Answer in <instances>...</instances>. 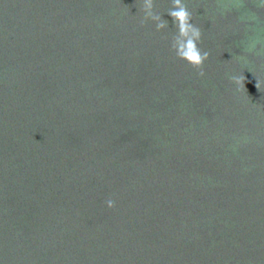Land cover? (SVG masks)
<instances>
[{"label":"water","instance_id":"1","mask_svg":"<svg viewBox=\"0 0 264 264\" xmlns=\"http://www.w3.org/2000/svg\"><path fill=\"white\" fill-rule=\"evenodd\" d=\"M182 2L200 70L172 0H0V264H264V0Z\"/></svg>","mask_w":264,"mask_h":264},{"label":"clouds","instance_id":"2","mask_svg":"<svg viewBox=\"0 0 264 264\" xmlns=\"http://www.w3.org/2000/svg\"><path fill=\"white\" fill-rule=\"evenodd\" d=\"M153 7L154 0H144L146 16L157 21L156 28L159 31L166 27V21H163L159 14L153 13ZM167 14L172 18L173 23L177 28V34L173 38L171 44L176 57L194 69H202L205 61L209 58V53L206 51L202 52L198 47L202 33L201 29L191 22L193 19L192 13L188 10L182 0H172V7L168 10ZM199 75L203 76L204 72L200 71ZM232 80L238 85V90L239 87H243L246 91L244 76L233 77ZM255 86H257V83ZM106 203L109 209L115 207V202L111 199Z\"/></svg>","mask_w":264,"mask_h":264}]
</instances>
